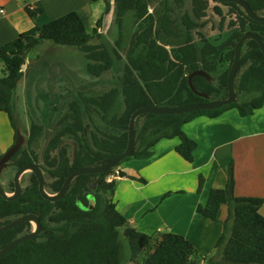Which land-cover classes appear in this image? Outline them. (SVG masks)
Instances as JSON below:
<instances>
[{"label": "trees", "instance_id": "16d2710c", "mask_svg": "<svg viewBox=\"0 0 264 264\" xmlns=\"http://www.w3.org/2000/svg\"><path fill=\"white\" fill-rule=\"evenodd\" d=\"M91 1H102L105 14L108 13L109 0ZM243 1L254 13L264 15V0ZM113 2L119 31L113 46L98 31L102 19L88 32L75 11L41 26L34 23L30 30L0 46V112L7 116L15 138L14 91L22 78L27 53L44 41L75 47L86 60L88 75L97 79L94 83L99 85L103 75L122 59L118 47L123 19L132 14L134 30L120 73L106 81L107 87L101 91L75 94L41 158L34 150V143L41 136L42 126L31 124L26 145L10 161L15 167L38 164L52 178L46 185L49 193L58 192L72 171L103 164L122 153L127 145L129 119L135 110L207 102L189 89L190 72L201 70L213 78L207 82L200 76L194 77L192 82L198 91L208 94L211 100L225 98L236 42L243 34L253 33L264 44V22L251 20L234 3L217 0ZM25 12L34 22L36 11L25 7ZM234 87L237 101L213 110L139 116L132 155L105 172L76 177L57 201L43 199L35 176L30 174L29 184L18 199L6 201L0 197V226L33 214L39 220L40 232L1 257L0 264H125L134 262L142 253L143 260L136 264H264V216L260 213L264 197L234 195L232 163L228 165L225 186L210 190L206 203L196 208L200 216L211 221H217L221 206L227 208L214 254L206 258L181 235H146L131 227L113 202L115 180L107 179L118 175L116 171L123 162L150 158L151 149L163 139H178L175 151L191 161L196 143L184 134L185 124L200 116L216 118L228 110L245 117L263 107L264 56L253 40H247L242 46ZM118 104L120 112L116 110ZM64 137L74 142L70 153ZM134 179L144 183L142 178ZM202 181L199 177L198 191ZM12 185L9 182L6 188L10 190ZM30 231V223L26 222L0 234V249Z\"/></svg>", "mask_w": 264, "mask_h": 264}, {"label": "crops", "instance_id": "0c3cea01", "mask_svg": "<svg viewBox=\"0 0 264 264\" xmlns=\"http://www.w3.org/2000/svg\"><path fill=\"white\" fill-rule=\"evenodd\" d=\"M69 1L0 0V8L4 10V15L0 16V46L30 30L34 23L41 26L49 22L46 18L38 21L43 6ZM27 6L37 13L34 22L25 12ZM1 66L0 59V69ZM94 82L86 84L89 92L94 91ZM0 126L3 128L0 132L2 152L14 141V131L2 112ZM182 130L196 143L192 160L187 161L177 154L178 139L159 141L151 149L150 158L132 159L119 166L122 177H111L115 180L113 202L138 232L181 235L206 258L214 254L227 208L220 207L217 221L200 216L196 208L206 203L210 190L225 186L228 165H233L236 197H264V106L245 117L235 110L216 118L200 116L185 124ZM135 177L142 178L144 183ZM199 177L203 179L200 191ZM260 213L264 216V203Z\"/></svg>", "mask_w": 264, "mask_h": 264}, {"label": "rangeland", "instance_id": "374dc122", "mask_svg": "<svg viewBox=\"0 0 264 264\" xmlns=\"http://www.w3.org/2000/svg\"><path fill=\"white\" fill-rule=\"evenodd\" d=\"M109 2L110 8L107 14H105V5L102 1L70 0L68 4L59 2L54 5H45L43 6V13L38 14L40 16L38 21H42L45 18L51 21L53 20V15L57 18V16L75 11L82 18L87 31L92 32L97 20L102 19L101 27L98 31L102 38L113 46L118 39L119 31L115 23L114 2L113 0H109ZM133 30L134 21L132 14L129 13L123 19L122 38L120 47H118L122 59L116 62L112 71L103 75L102 80H100L102 82L96 85L94 93L106 88V81H110L113 75L116 76L120 73ZM93 41L97 42L96 39ZM85 65L86 60L78 49L56 45L50 41L40 43L26 55L25 65L22 68L23 75L14 91L12 116L16 128L25 138L29 136L31 124L42 126L41 136L34 143V150L40 158L48 142L59 128L60 118L68 112L70 103L75 100V94L79 91L85 95L89 94L86 84L91 80H95V78L88 75ZM1 72L2 66L0 76ZM116 110L118 112L121 111L119 104L116 106ZM3 117L5 116L3 115ZM0 132H3L1 126ZM73 143V140L69 137H64V145H66L69 153L74 147ZM2 152L0 150V154ZM11 173L9 169L1 175L0 182L4 187L8 184ZM28 181L29 172H26L22 178V186L26 187ZM5 189L9 192L8 188ZM33 228L34 223H32ZM144 256L145 254L142 253L134 262L125 264L141 263Z\"/></svg>", "mask_w": 264, "mask_h": 264}, {"label": "water", "instance_id": "95a60500", "mask_svg": "<svg viewBox=\"0 0 264 264\" xmlns=\"http://www.w3.org/2000/svg\"><path fill=\"white\" fill-rule=\"evenodd\" d=\"M220 2H227V3H234L238 5L244 14L250 18L251 20L258 22V23H263L264 22V15H258L254 13L250 7L245 3L243 0H217ZM247 40H253L255 41L258 45L259 48L264 56V44L261 41L260 37L253 34V33H245L243 34L240 39L236 42L235 47H234V58L231 63V66L228 71L227 75V96L225 98H220V99H215L211 100L210 96L202 91H198L195 86L193 85V78L196 76H200L204 78L207 82H212L213 78L211 77L210 74L201 71V70H196L193 72H190L187 75V83L189 89L198 97H201L203 99H206L207 102L205 103H197V104H190V105H185L181 107H158V106H150V107H142L137 110H135L129 119V124H128V130H127V145L125 147V150L114 157L113 159L97 165V166H91V167H81L78 168L74 171H72L67 178L65 179L64 183L62 184L60 190L53 195L48 194L45 191L44 184H43V179L41 175V171L37 165H28V166H23L19 168L13 177V184H14V193L12 195H8L5 193L1 183H0V197L3 198L6 201H14L17 198L20 197L21 194V187L19 184V178L22 173L24 172H32L35 174L37 181H38V191L41 195V197L45 200L54 202L62 198L67 190L69 189V186L73 182V180L80 176V175H86V174H99L102 172H105L108 169L115 168L123 159L128 158L132 155V152L135 147V123L136 120L139 116L143 114H156V115H180V114H186L190 112H195L198 110H213L216 108H219L221 106L234 103L238 99V95L235 92V87H234V77L235 73L237 71L239 61H240V56H241V49L243 44ZM25 142V137L20 133L18 129L15 130V139L13 145L0 157V172L3 168H5L6 163L9 161V159L19 150V148L24 144ZM117 174L119 177H122V172L118 169ZM26 222H32L34 223V229L25 235H22L20 237H17L13 241H11L9 244L4 246L3 248L0 249V258L5 256L7 253H9L15 246L18 244L25 242L27 240L32 239L34 236H36L39 231H40V223L38 218L33 215V214H26L18 217L14 221L5 224L0 227V234L13 229L23 223Z\"/></svg>", "mask_w": 264, "mask_h": 264}, {"label": "flooded vegetation", "instance_id": "af4514ba", "mask_svg": "<svg viewBox=\"0 0 264 264\" xmlns=\"http://www.w3.org/2000/svg\"><path fill=\"white\" fill-rule=\"evenodd\" d=\"M15 139V138H14ZM26 140H27V138H25V142H24V144L19 148V150L20 149H22L25 145H26ZM13 143H14V141H13ZM13 143H12V145H13ZM11 145V146H12ZM10 146V147H11ZM9 147V148H10ZM8 148V149H9ZM7 149V150H8ZM6 150V151H7ZM18 150V151H19ZM6 151H4L2 154H0V157L6 152ZM17 151V152H18ZM16 152V153H17ZM15 153V154H16ZM14 154V155H15ZM13 155V156H14ZM12 156V157H13ZM12 157L9 159V161L6 163V166H5V168H3L2 170H1V172H0V177H1V175H3V173H6L9 169L11 170V176H10V179H9V181H8V183L9 182H12V184H13V177H14V174H15V172L19 169V168H21V167H23V166H28V165H23V166H21V167H15V166H13V165H11L10 163V161H11V159H12ZM31 165H37L38 167H39V169H40V171H41V175H42V179H43V184H44V188H45V191L47 192V190H46V185L50 182V181H52V178L43 170V169H41V167L38 165V164H31ZM26 172H24V173H22L21 174V176H20V178H19V184H20V187H21V194H22V192L24 191V189L28 186H26V187H23L22 186V178H23V175L25 174ZM30 174H33L32 172H29V177H30ZM34 176H35V174H33ZM35 178H36V176H35ZM36 180H37V178H36ZM1 183V182H0ZM37 183H38V181H37ZM28 184H29V181H28ZM1 185H2V187H3V189H4V191H5V193L6 194H8V195H12L13 193H14V184L12 185V188L9 190V192H7L6 191V186H8V184H6V186L4 187V185L1 183ZM62 186V185H61ZM70 187V186H69ZM61 188V187H60ZM60 190V189H59ZM68 191V190H67ZM48 194H50V195H53V194H56L57 192H55V193H49V192H47ZM21 194H20V196H21ZM18 199V198H17ZM18 218V217H17ZM17 218H15V219H17ZM15 219H13L12 221H14ZM12 221H10V222H12ZM9 222V223H10ZM8 224V223H7ZM5 225V224H4ZM3 226V225H2ZM30 226H31V231L34 229H32V222H30ZM1 227V226H0ZM30 231V232H31ZM29 232V233H30ZM40 232V231H39ZM28 234V233H27ZM25 235V234H24ZM22 236V235H21ZM20 237V236H19Z\"/></svg>", "mask_w": 264, "mask_h": 264}, {"label": "built area", "instance_id": "2783aa9c", "mask_svg": "<svg viewBox=\"0 0 264 264\" xmlns=\"http://www.w3.org/2000/svg\"><path fill=\"white\" fill-rule=\"evenodd\" d=\"M29 9L31 10V11H33L34 10V8L33 7H29ZM4 15V10L2 9V8H0V16H3ZM117 173V172H116ZM111 177H113V175H111V176H109L107 179H108V181H110L111 180Z\"/></svg>", "mask_w": 264, "mask_h": 264}]
</instances>
